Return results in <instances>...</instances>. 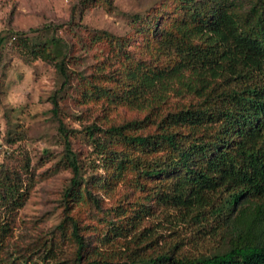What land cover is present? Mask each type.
I'll list each match as a JSON object with an SVG mask.
<instances>
[{
	"label": "trees",
	"instance_id": "trees-1",
	"mask_svg": "<svg viewBox=\"0 0 264 264\" xmlns=\"http://www.w3.org/2000/svg\"><path fill=\"white\" fill-rule=\"evenodd\" d=\"M175 1L177 16L167 27L151 31L155 44L147 39L144 45L152 61L135 60L127 52V39L103 34L117 52L119 67L99 73L96 79L103 74L105 83L90 81L85 93L148 115L105 129L93 124L84 132L95 160L113 177L121 178L128 169L141 179L170 177L153 197L188 223L202 219L197 232L205 241L221 234L230 239L224 253L177 262L162 255L152 264H264V0ZM50 30L45 26L1 35L0 69L4 53L16 49L26 60L54 65L63 87L69 85L67 44L56 35L43 39L39 34ZM187 96L194 100L159 113L171 97ZM52 103L58 117L56 96ZM149 125H155V131L143 133ZM59 132L73 176L57 229L64 235L71 230L77 245L75 264H101L84 263L86 239L70 215V202L81 197L82 171L71 148L72 131L60 121ZM118 146L128 150L119 151ZM130 149L143 152L144 158L130 154ZM26 199L22 175L2 164L0 264H13L5 245L15 213Z\"/></svg>",
	"mask_w": 264,
	"mask_h": 264
},
{
	"label": "rangeland",
	"instance_id": "rangeland-1",
	"mask_svg": "<svg viewBox=\"0 0 264 264\" xmlns=\"http://www.w3.org/2000/svg\"><path fill=\"white\" fill-rule=\"evenodd\" d=\"M178 12L175 0H0V36L50 26L52 30L39 33L41 38L56 35L69 50L70 84L66 87L54 65L26 60L16 49L4 53L0 69V166L22 175L27 196L15 213L13 231L5 245L13 264L76 262L77 245L71 230L64 235L57 229L64 219L65 192L73 176L67 167L60 121L72 131L71 148L82 171L81 197L70 202V215L78 220L86 239L84 263L152 264L151 260L162 255L177 262L181 257H210L230 248V239L222 234L205 241L204 234L197 232L202 219L188 223L175 209L153 197L170 177L141 179L128 169L116 179L95 160L84 132L93 124L105 129L141 120L149 113L85 97L88 82L104 84L103 74L100 79L96 76L119 67L117 52L103 34L127 39V52L135 60L152 61V54L144 47L146 40L155 44L151 31L167 27ZM159 60L162 63L165 57ZM55 96L58 117L53 114ZM193 100L192 96L171 97L159 113ZM154 131L155 125H149L143 133ZM129 152L145 156L138 150Z\"/></svg>",
	"mask_w": 264,
	"mask_h": 264
}]
</instances>
